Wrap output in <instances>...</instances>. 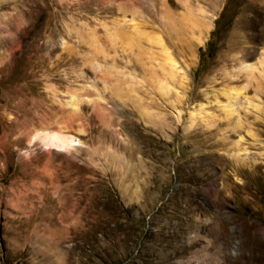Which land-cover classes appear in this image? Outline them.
<instances>
[{"label": "rangeland", "instance_id": "374dc122", "mask_svg": "<svg viewBox=\"0 0 264 264\" xmlns=\"http://www.w3.org/2000/svg\"><path fill=\"white\" fill-rule=\"evenodd\" d=\"M263 68L264 0H0V264H264Z\"/></svg>", "mask_w": 264, "mask_h": 264}, {"label": "bare ground", "instance_id": "6f19581e", "mask_svg": "<svg viewBox=\"0 0 264 264\" xmlns=\"http://www.w3.org/2000/svg\"><path fill=\"white\" fill-rule=\"evenodd\" d=\"M152 38V37H151ZM116 39V38H115ZM148 40V39H147ZM150 42V41H148ZM154 42V40L152 41ZM157 43V41H155ZM154 42V43H155ZM121 43V42H120ZM161 43V42H160ZM151 44V42H150ZM157 43V45L155 46H158L161 45ZM122 45V44H121ZM153 45V44H152ZM135 52V51H134ZM140 55V54H139ZM136 56V55H135ZM155 58V57H154ZM138 59V58H137ZM156 60H154L153 62H155ZM170 61V60H169ZM261 61V60H260ZM262 62V61H261ZM151 63V62H150ZM161 63V62H160ZM260 63V62H259ZM263 63V62H262ZM158 64V63H157ZM167 64V63H165ZM173 64V63H171ZM151 65V64H150ZM154 65V64H153ZM152 65V66H153ZM170 65V64H169ZM168 65V66H169ZM140 66V65H139ZM151 66V67H152ZM155 68V67H154ZM163 68V67H162ZM153 69V68H152ZM151 69V70H152ZM156 69L155 68V72H156ZM161 69V68H160ZM264 69V68H263ZM150 70V72H151ZM164 70V69H163ZM254 70V69H253ZM165 71V70H164ZM252 71V68L251 67H246V66H242L241 69H240V72H243L244 75L247 77L248 75H250V72ZM153 73V72H152ZM166 73V72H165ZM264 73V72H263ZM262 73V74H263ZM130 74V73H129ZM156 74V73H155ZM166 75V74H165ZM156 76V75H155ZM262 78V76H261ZM165 80V79H164ZM159 83V82H158ZM158 90V89H157ZM162 90V85L160 84V91ZM164 91V90H162ZM161 91V92H162ZM86 102V100H85ZM87 102H91L89 99H87ZM229 107L230 105L227 104L225 106H223V112H227L229 111ZM36 133V132H35ZM35 139H37L46 149H53V150H56L58 152H64L70 148H72L73 146H75V141L72 137H68V136H65V135H60V134H53V133H50V132H46L42 129V131L38 132L35 134Z\"/></svg>", "mask_w": 264, "mask_h": 264}]
</instances>
